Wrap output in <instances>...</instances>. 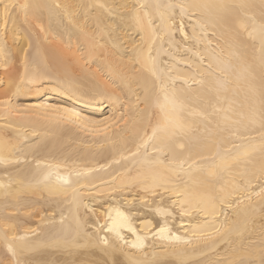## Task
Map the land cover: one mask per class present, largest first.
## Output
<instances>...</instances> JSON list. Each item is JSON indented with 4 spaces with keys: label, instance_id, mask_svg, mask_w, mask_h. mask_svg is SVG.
<instances>
[{
    "label": "bare ground",
    "instance_id": "6f19581e",
    "mask_svg": "<svg viewBox=\"0 0 264 264\" xmlns=\"http://www.w3.org/2000/svg\"><path fill=\"white\" fill-rule=\"evenodd\" d=\"M0 264H264V0H0Z\"/></svg>",
    "mask_w": 264,
    "mask_h": 264
}]
</instances>
